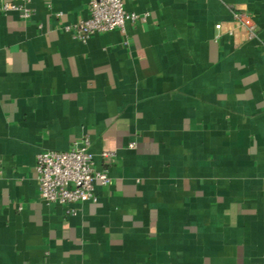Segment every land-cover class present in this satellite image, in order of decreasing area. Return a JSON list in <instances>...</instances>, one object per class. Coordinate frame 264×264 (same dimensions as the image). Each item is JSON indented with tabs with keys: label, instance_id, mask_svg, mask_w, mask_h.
Masks as SVG:
<instances>
[{
	"label": "crops",
	"instance_id": "crops-1",
	"mask_svg": "<svg viewBox=\"0 0 264 264\" xmlns=\"http://www.w3.org/2000/svg\"><path fill=\"white\" fill-rule=\"evenodd\" d=\"M1 4L0 264H264V0H125L146 20L86 42L89 0ZM87 136L111 181L68 215L36 156Z\"/></svg>",
	"mask_w": 264,
	"mask_h": 264
},
{
	"label": "built area",
	"instance_id": "built-area-1",
	"mask_svg": "<svg viewBox=\"0 0 264 264\" xmlns=\"http://www.w3.org/2000/svg\"><path fill=\"white\" fill-rule=\"evenodd\" d=\"M3 12H17L23 20H31L35 11L33 0L5 2L1 0ZM89 17L65 27V30L81 42H86L95 34L114 30L125 32L128 21H145L147 15L129 14L125 10V0H89ZM220 34H227L239 44L257 38L258 28L252 16L244 12L234 13L231 23L216 25ZM135 144H131L134 148ZM91 140L84 137L76 141L68 151L46 150L36 156L37 184L41 199L47 204H57L66 208L68 215H76L79 203L97 201L95 188L98 184L107 186L110 178L107 171H98ZM116 157L115 152L102 153L104 161Z\"/></svg>",
	"mask_w": 264,
	"mask_h": 264
}]
</instances>
